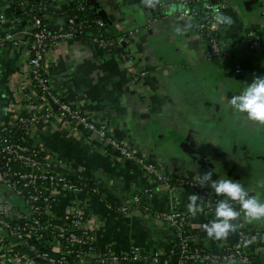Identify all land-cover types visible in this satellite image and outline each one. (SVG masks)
I'll return each instance as SVG.
<instances>
[{
  "label": "crops",
  "instance_id": "1",
  "mask_svg": "<svg viewBox=\"0 0 264 264\" xmlns=\"http://www.w3.org/2000/svg\"><path fill=\"white\" fill-rule=\"evenodd\" d=\"M29 1L0 0V29L9 31L17 21L22 26L15 30L16 42L0 49V116L7 119L16 110L25 113L18 87L29 81L31 26L15 11ZM74 1H84L103 18L109 37L128 41L112 53L88 38L55 41L46 56L53 90L107 125L112 135L146 155L171 180H159L134 161L105 153L96 135L58 118L37 125L30 141L51 154L56 172L87 182L89 192L78 196L77 206L96 233L100 251L119 255L136 246L139 259L132 264H154L157 251L161 264H176L175 230L142 208H122L139 193L153 210L188 212V196L196 193L176 186L175 178H196L207 171L213 180L241 182L250 195L264 201V125L247 120L229 104L247 83L264 76V0H227L220 12L234 23L219 25L221 57L199 32L198 19L174 16L170 0H49V4L63 11ZM122 51L132 60H124ZM142 70L148 74L135 80ZM90 186L97 191L91 192ZM73 197L59 191L53 207L58 219L69 212ZM205 207L203 200V212L196 216L188 212L187 229L196 245L218 252L236 231L226 239L209 238L203 225L215 219V211L206 213ZM244 220L253 264H264V221ZM234 223L238 225V220ZM12 264L48 263L42 258H16Z\"/></svg>",
  "mask_w": 264,
  "mask_h": 264
},
{
  "label": "built area",
  "instance_id": "2",
  "mask_svg": "<svg viewBox=\"0 0 264 264\" xmlns=\"http://www.w3.org/2000/svg\"><path fill=\"white\" fill-rule=\"evenodd\" d=\"M174 16L196 17L198 30L206 37L215 56H222V41L215 22L216 10L227 5V0H170ZM79 11L85 5L79 3ZM69 25L59 22V28L52 32L43 27L38 16H32L26 22L31 26L28 46V82L19 84L20 101L23 111L16 110L15 115L7 119L0 116V264H12L14 259L33 261L42 258L48 264H132L139 259V247L133 246L122 254L100 251L97 235L89 227L85 212L77 206L78 196L89 192L88 184L78 177L56 172L51 154L38 144L30 141V134L37 125L58 118L67 126L81 128L96 135L105 153H116L120 157L134 161L149 174L162 181L171 180L163 175L146 155L138 153L126 142L112 135L107 125L86 115L80 107L58 95L51 86L46 56L55 41L78 37L95 27L100 32L105 26L103 18L90 21L77 15L69 16ZM20 20V17H16ZM3 22V21H1ZM9 31L0 29V49L10 42H16V31L21 30V21ZM18 27V29H17ZM94 46L112 53L128 41V37L116 40L103 34L88 37ZM254 45L260 46L258 41ZM124 60L131 56L122 51ZM241 71V69H239ZM148 74L142 70L134 75L137 81ZM176 186L187 188L198 194L206 203L205 212H214L221 200L215 192L197 184L196 178H175ZM172 184V183H171ZM175 188L174 185H171ZM91 192H96L90 186ZM59 191L74 195L72 207L63 218L53 214L54 204ZM239 209V205L232 202ZM143 209L153 217L162 219L175 230L177 239L176 264H253L254 259L248 251L249 234L243 212L238 218V227L234 239L218 252L196 245L187 229L190 214L173 209L169 212L153 210L136 193L130 206L123 211ZM14 240L19 246L14 244ZM153 263L161 264L160 253L153 255Z\"/></svg>",
  "mask_w": 264,
  "mask_h": 264
},
{
  "label": "clouds",
  "instance_id": "3",
  "mask_svg": "<svg viewBox=\"0 0 264 264\" xmlns=\"http://www.w3.org/2000/svg\"><path fill=\"white\" fill-rule=\"evenodd\" d=\"M214 19L217 25L231 26L234 23L231 16L219 9L216 10ZM229 104L237 114L246 116L247 120L264 125V76H257L251 83H247L239 94L231 97ZM196 179L200 186L210 185L218 196L227 198L217 202L215 219L203 225L209 238L222 240L235 232L238 225L234 222L242 212L249 223L264 221V201L250 195L241 182L223 177L213 180L211 171L203 175L197 174ZM188 200V212L192 216L203 212V199L198 194L189 195ZM232 202L238 204L239 209Z\"/></svg>",
  "mask_w": 264,
  "mask_h": 264
},
{
  "label": "trees",
  "instance_id": "4",
  "mask_svg": "<svg viewBox=\"0 0 264 264\" xmlns=\"http://www.w3.org/2000/svg\"><path fill=\"white\" fill-rule=\"evenodd\" d=\"M79 3L85 5V10L79 11ZM17 16H24L29 20L32 16H38L41 19L43 27L48 28L54 32L59 28V21L61 20L65 27L69 25V16L77 15L76 22L79 23L81 19H88L93 21L95 19H101V17L94 12V10L86 4L84 1H74L67 9L60 11L50 6L49 0H30L26 6H20L16 8ZM109 35L106 32V25L99 32L97 28L93 27L85 31L82 35H78L81 38H88L93 34Z\"/></svg>",
  "mask_w": 264,
  "mask_h": 264
}]
</instances>
